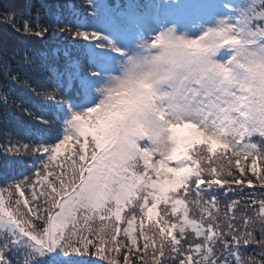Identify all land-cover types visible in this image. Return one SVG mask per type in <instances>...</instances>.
Masks as SVG:
<instances>
[{
  "label": "snow or ice",
  "instance_id": "6c2138e0",
  "mask_svg": "<svg viewBox=\"0 0 264 264\" xmlns=\"http://www.w3.org/2000/svg\"><path fill=\"white\" fill-rule=\"evenodd\" d=\"M60 7L0 0V70L48 75L0 145V264H264V200L238 219L217 195L264 186V0Z\"/></svg>",
  "mask_w": 264,
  "mask_h": 264
},
{
  "label": "trees",
  "instance_id": "16d2710c",
  "mask_svg": "<svg viewBox=\"0 0 264 264\" xmlns=\"http://www.w3.org/2000/svg\"><path fill=\"white\" fill-rule=\"evenodd\" d=\"M109 2H115V0H109ZM121 2H123V0H121ZM38 3L45 6H62L59 9H51L52 15L50 19L54 23L56 15H59L60 19L71 18L72 8L70 6L74 5L77 11H81V6L83 5L84 0H38ZM45 11L48 12L49 9L46 7ZM28 43L35 44V47L38 48L40 52L51 55L53 49H56L57 47L62 49L66 42L64 36L56 34L43 42L29 41ZM25 50L28 51L29 55L34 54L35 51L31 47L28 49H21V55H23ZM9 63L11 67L10 74H6L4 71L0 70V145L6 144L9 138L12 140H23L28 135L33 122L29 119L28 113L25 112V109H28L30 112L37 111L38 109L45 110V106L42 104L41 99L36 93L33 92V89H36L37 91L41 90L48 81V75L44 72H37L22 66L20 56L11 59ZM11 75H16L17 79H11ZM5 97H7L6 103L4 100ZM64 152L65 149H62L60 154L61 157H63ZM0 159H2V156H0ZM59 162V160L56 161V163ZM38 163L39 162L37 161V164ZM31 164V160L26 161L24 166L20 167L18 171H23L24 174L27 175L28 172L25 169L30 168ZM249 175H251V173H249ZM3 185V174L2 171H0V187ZM226 192L227 194H225V192H217L222 216L225 211V206L233 201L237 202L239 206L236 213L238 219L243 216L256 219L257 216L261 214L259 205L260 201L264 200V186H262L258 180L254 181L251 186L247 184H244L243 186L234 185L231 189H226ZM149 225L150 222L145 220V228L149 227ZM110 227L111 224H109V230ZM258 235L259 229L257 231V236ZM119 239L121 240V243L124 242L123 233L120 234ZM140 242L142 243V240ZM93 251H95V249H93ZM254 251L259 252V249L255 246L247 248L245 254H251ZM89 259L99 261L101 258L92 256L89 257ZM148 259L149 257L145 256L146 262ZM121 264H123L122 259ZM137 264H139V261H137Z\"/></svg>",
  "mask_w": 264,
  "mask_h": 264
}]
</instances>
